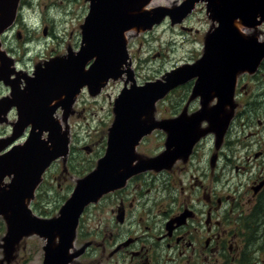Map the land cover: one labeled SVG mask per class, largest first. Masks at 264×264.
<instances>
[{
  "label": "flooded vegetation",
  "instance_id": "flooded-vegetation-1",
  "mask_svg": "<svg viewBox=\"0 0 264 264\" xmlns=\"http://www.w3.org/2000/svg\"><path fill=\"white\" fill-rule=\"evenodd\" d=\"M21 1L24 6L18 9L15 23L1 38L3 48L14 55L8 58L20 62L18 66L11 64L14 72L10 79L16 81L17 92L25 90L27 80L35 77V71L14 53L5 37L25 24L23 13L28 2ZM199 4L201 9L207 6L206 1ZM54 57L58 52L41 58L40 63ZM16 68L26 73L22 75ZM197 80L189 79L172 90L168 95L184 93L169 100L164 115L158 111L153 117L156 123L169 121L171 134L179 128L174 134L177 140L168 148V131L155 128L137 145L133 173L124 185L83 208L66 264H264V56L255 70L238 74L224 102L215 88L194 94ZM0 84L9 89L0 100L15 98L10 85L2 80ZM91 95L89 88L83 87L67 109L58 108L55 98L49 104L56 108L53 118L59 121L60 109L75 114L79 105L87 119ZM5 116L13 124L10 132L3 129L0 138L13 134L17 107L12 105ZM177 119L179 125L173 126ZM31 129L32 124L0 155L25 143ZM41 137L52 145L48 132ZM19 139L21 144L16 143ZM68 147V154L61 159L75 148L71 143ZM165 153L163 160L149 164ZM60 158L43 174L35 190L32 203L36 207L50 181L46 175ZM8 232L0 227V264H31L34 260L45 264L48 238L41 244L38 236L25 235L10 248L6 245ZM59 239H55L56 245Z\"/></svg>",
  "mask_w": 264,
  "mask_h": 264
},
{
  "label": "water",
  "instance_id": "water-1",
  "mask_svg": "<svg viewBox=\"0 0 264 264\" xmlns=\"http://www.w3.org/2000/svg\"><path fill=\"white\" fill-rule=\"evenodd\" d=\"M19 1L0 0V35L13 23ZM89 1V11L81 25L78 51L65 58L58 57L57 61L45 67H37L35 77L27 80L25 90H15L16 81L10 79L14 72L9 68L12 61L0 48V80L12 87V95L15 96L10 100H0V123L2 115L12 105L18 110L13 134L0 138V152L32 124L30 136L24 144L0 155V214L7 218L9 230L6 245L11 248L23 236L32 233L48 238L45 264H66L67 251L83 208L124 185L133 173L131 163L135 159L136 147L145 135L163 127L169 134L168 148L177 140L174 134L179 128H174L171 134L167 127L169 121L156 123L153 117L144 121V116L158 100L176 86L197 77L194 94L215 88L223 95L224 102L227 94L232 92L238 74L255 70L264 56V43L253 36L244 37L235 25L237 19L248 27L262 23L264 0H183L175 7L152 9L145 8L151 0ZM202 1L207 2L210 18L218 21L206 39L202 57L193 64L172 70L163 80L138 85L130 69L127 32L132 29L138 33L151 30L168 17L172 24L180 23ZM125 73L133 83L131 87L125 86L116 98L115 119L109 130L104 155L96 167L78 181L57 217L42 219L35 216L29 208V201L42 175L55 159L69 151L67 133L53 118L56 108L49 104L58 98V108L67 109L83 87L87 86L95 94L110 80L119 79ZM178 125L177 119L173 126ZM44 131L49 132L51 146H48V139L41 137ZM166 155L148 162L155 165ZM6 176L12 177L8 184H4ZM58 236L60 239L56 245Z\"/></svg>",
  "mask_w": 264,
  "mask_h": 264
},
{
  "label": "rangeland",
  "instance_id": "rangeland-1",
  "mask_svg": "<svg viewBox=\"0 0 264 264\" xmlns=\"http://www.w3.org/2000/svg\"><path fill=\"white\" fill-rule=\"evenodd\" d=\"M24 1L28 2L23 13L25 24L19 26L12 33L9 32L5 37L14 48V53L25 59L28 68L36 71L37 67H45L47 64L57 61L58 57L65 58L78 51L82 36L81 25L89 11V0ZM182 1L151 0L145 8L175 7ZM20 4L18 9L24 6L21 0ZM199 6L200 4L182 23L172 24L170 18H167L166 23L155 25L151 30L139 33L137 30L127 32V47L131 59L130 69L135 74L134 79L138 78L136 82L138 85H143L147 81L163 80L166 74L177 66H182L188 62L195 63L200 59L204 53L206 39L214 31L218 21L210 18L207 7L201 9ZM15 17L17 18V16ZM15 21L16 19L11 25ZM261 24L257 23L255 27L245 26L243 30L247 37L255 36L254 33H257L255 40L264 39V27H260ZM7 30L8 28L2 33L1 38ZM258 30H260V34L257 32ZM3 47L1 41L0 48L2 51L5 49ZM57 52L58 57L52 58L45 64L40 63L41 58H48L49 55ZM6 53L10 58L11 56L14 58L10 52L7 51ZM12 63L14 66H18L20 62L14 59ZM11 67L12 65L9 68ZM16 69L22 75L26 73L24 70ZM127 79L128 75L125 73L119 79L110 80L99 92L93 93L92 97L89 98L90 109L86 113L87 119H84L83 106L78 105L76 107L77 112L72 115L67 110H59L58 120L61 122L63 119L64 123H62L67 126L66 133L69 145L71 143L75 148L68 157L60 158L58 165L50 168L49 174L46 175L50 181L45 184L46 188L40 205L36 207L32 203L33 199L29 201V206L34 215H39L42 212V216L39 215L42 219L57 217L62 205L74 192L78 181L96 167L99 158L104 155L107 149L109 130L115 119L116 98L125 86L131 87L133 83L132 80ZM5 87L7 86L2 87L0 84V97L9 94V89H5ZM181 92L184 93V90L174 92L175 95H171L172 99H170V95H166L159 100L152 110L144 116V121L158 115V111L164 115L162 113L168 106L169 100L178 99ZM250 95H253V92ZM5 115H2L0 135L3 134L4 128L7 129V133L10 132L11 124H13L7 120ZM68 115L71 116L69 121ZM22 142L23 140L20 141L19 139L16 143L21 144ZM8 182L9 179H6L5 184ZM3 226L8 228V221L5 215L0 214V227ZM31 236H38L42 241L41 244L46 243V239L36 233H32ZM31 264H38V262L34 260Z\"/></svg>",
  "mask_w": 264,
  "mask_h": 264
},
{
  "label": "bare ground",
  "instance_id": "bare-ground-1",
  "mask_svg": "<svg viewBox=\"0 0 264 264\" xmlns=\"http://www.w3.org/2000/svg\"><path fill=\"white\" fill-rule=\"evenodd\" d=\"M235 25L239 29L241 34L245 37L246 36V32H244V30H243L245 28L244 23H242V21L240 19H237L236 22H235ZM132 30H135V29H132ZM132 30H130V31H132ZM47 143H49V141H47Z\"/></svg>",
  "mask_w": 264,
  "mask_h": 264
}]
</instances>
